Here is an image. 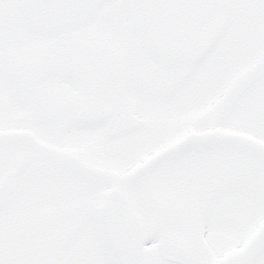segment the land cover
I'll return each mask as SVG.
<instances>
[{"label": "snow or ice", "instance_id": "snow-or-ice-1", "mask_svg": "<svg viewBox=\"0 0 264 264\" xmlns=\"http://www.w3.org/2000/svg\"><path fill=\"white\" fill-rule=\"evenodd\" d=\"M0 264H264V0H0Z\"/></svg>", "mask_w": 264, "mask_h": 264}]
</instances>
